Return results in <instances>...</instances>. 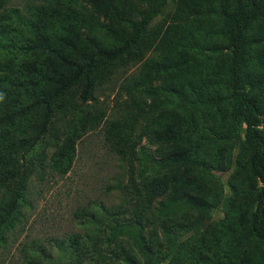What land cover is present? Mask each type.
Listing matches in <instances>:
<instances>
[{"label":"rangeland","instance_id":"1","mask_svg":"<svg viewBox=\"0 0 264 264\" xmlns=\"http://www.w3.org/2000/svg\"><path fill=\"white\" fill-rule=\"evenodd\" d=\"M1 1L0 14L44 4ZM59 1V12H76L105 44L111 42L108 28L129 29L111 10H93L88 0ZM111 2L133 21L146 13L147 24L128 56L98 71V86L85 101L79 97L82 86L66 93L42 143L23 157L26 196L0 264H21V249L33 243L48 248L52 238L92 231L91 238L104 240L108 227L139 215L146 243L161 256L159 264H264L263 246L243 239L258 185L230 129L224 13L232 10V0ZM258 2L264 10V0ZM85 27L82 40L89 35ZM246 35L247 73L254 82L247 91L262 116L264 17L252 22ZM70 131L76 135L75 159L72 169L59 175L50 157ZM141 147L159 162L153 168L148 161L145 177L161 175L174 183L161 197L143 189ZM163 198L174 199L176 208L158 218L153 209ZM99 203L113 214L101 212L99 224L78 226L74 214ZM66 256L57 253L56 261Z\"/></svg>","mask_w":264,"mask_h":264},{"label":"trees","instance_id":"2","mask_svg":"<svg viewBox=\"0 0 264 264\" xmlns=\"http://www.w3.org/2000/svg\"><path fill=\"white\" fill-rule=\"evenodd\" d=\"M43 1V5L25 6V13L4 9L0 14V255L26 196L27 167L22 163L23 157L34 153L42 143L56 111L64 107L62 99L66 93L76 85L82 86L79 97L85 101L98 86L96 79L101 78L98 71L107 70L130 54L149 19L146 13H141V21H133L111 0H88L93 10L109 9L129 27L127 32L108 28L111 42L105 44L76 12H59V0ZM232 2V10L224 13V49L228 55L226 97L232 108L230 129L246 154L249 173L258 185L253 205L247 212L243 239L264 248V115H260L247 91L254 82L247 73L251 44L246 35L248 26L264 17V10L258 0ZM1 3L0 0V6ZM11 22L15 25L11 26ZM82 26L89 32L85 40L79 33ZM18 28L24 31L19 32ZM217 48L219 52L221 49ZM75 136L73 131L66 134L50 157V166L59 175L67 174L73 167ZM137 161L146 168L139 178L144 177L143 189L151 196L161 197L168 185H174L165 176L145 177L148 161L153 168L156 163L159 166L145 147L139 150ZM95 205L94 209L74 214L78 226L99 224L101 212L113 214L108 213L103 203ZM175 208L174 199L163 198L155 203L153 210L162 218ZM137 218L108 227L104 240L91 238L93 232L87 231L49 239L48 248L41 243L27 245L21 249V264H159L161 256H155L146 243L143 218L140 215ZM57 253L67 255L64 262L56 261Z\"/></svg>","mask_w":264,"mask_h":264}]
</instances>
